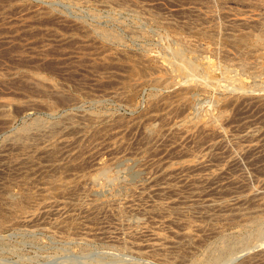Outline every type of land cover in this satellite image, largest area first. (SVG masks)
I'll return each instance as SVG.
<instances>
[{"label":"rangeland","instance_id":"rangeland-1","mask_svg":"<svg viewBox=\"0 0 264 264\" xmlns=\"http://www.w3.org/2000/svg\"><path fill=\"white\" fill-rule=\"evenodd\" d=\"M221 1L224 0H0V264H190L222 235L247 237L253 231L248 222L264 221V104H226L229 98L252 92L264 98V72L256 78L253 74L258 67H264L259 62H264V47L255 39L257 35L264 38V0ZM36 11L45 14L46 20L40 21L44 22L40 23L43 27L35 24L39 33L30 34L25 24L35 19ZM240 17L246 20V26L235 24ZM231 20L234 25L230 27ZM60 22L111 30L117 33L119 42L102 47L97 39L90 40L81 30ZM208 27H218L220 34L206 36L209 40L200 36V31ZM230 30L250 35L246 43L249 45L230 42L226 37ZM253 42L261 47L258 49ZM7 48L18 56L8 54ZM109 52H117L119 57H112ZM260 52L263 54L259 61L252 59L254 53ZM124 64H134L136 73L141 72L136 78L148 84L145 82L136 90L130 88ZM245 66H250V70ZM33 74L45 77L44 81L54 84L60 95L68 99L61 103L52 93L41 94L27 85L25 80ZM155 78H165L174 85L171 90L182 92L187 104L185 109L175 110L176 98L170 95V108L155 109L158 114L167 113L166 118L149 122L144 112L151 98L159 93L149 82ZM129 92L133 96L130 102L122 98ZM8 106L12 108L9 113L5 109ZM204 110L213 113L216 119L212 126H217H211L206 133L222 130L223 136L213 133L199 135L202 140L187 138L208 115ZM66 116L72 119L73 128ZM3 117L9 120L4 123ZM37 121L38 125L44 123L43 137H36L33 129L35 138L30 135L27 145L7 144L6 138ZM179 122L187 124L189 131L170 134L169 130ZM150 124L155 125V133L145 136L143 130ZM247 134L250 137H245ZM64 138L73 145L57 148L54 158L36 153ZM254 145L255 151L246 148ZM70 149H84L85 153L79 156L81 167L69 172L51 169L55 163L68 161ZM195 160L204 164L202 169L191 167L177 169L167 177L160 175L169 166L174 169L181 162ZM101 161L106 163L110 177L97 173ZM91 178L102 184V190L80 193L81 184L89 186ZM59 181L61 184L56 183ZM70 186L75 189L67 194L64 189H71ZM6 190L19 192L28 200H17L10 206L3 198ZM253 193H260L259 199L244 198ZM103 202L114 203L112 214L93 208ZM170 202L173 205L164 212L154 210L157 205L169 206ZM116 209L121 210L120 217L114 213ZM142 210H148L147 215ZM29 215L35 216L34 223L25 222ZM227 215H232L231 220H224ZM243 221L249 225L245 230L239 227ZM259 229L256 240L235 248L231 257L237 259L231 262L264 246V229ZM188 232L191 237L186 239ZM151 244L156 245L155 250L149 249ZM226 259L229 258L219 263Z\"/></svg>","mask_w":264,"mask_h":264},{"label":"bare ground","instance_id":"bare-ground-1","mask_svg":"<svg viewBox=\"0 0 264 264\" xmlns=\"http://www.w3.org/2000/svg\"><path fill=\"white\" fill-rule=\"evenodd\" d=\"M121 1V0H120ZM172 1V0H171ZM179 1H181V0H179ZM206 1V0H205ZM225 1V0H224ZM224 1H221L222 2V4L224 3ZM240 1V0H239ZM110 2V1H109ZM176 1H174V3H175ZM202 2V1H201ZM219 2H220V0H219ZM177 3V2H176ZM175 3V5H177ZM215 3V2H214ZM221 4V3H220ZM259 5V4H258ZM118 6V5H117ZM126 7V6H125ZM124 7V8H125ZM115 8V7H114ZM128 8H130V7H128ZM23 9V8H22ZM21 9V10H22ZM125 9H127V8H125ZM197 10V9H196ZM26 11V10H25ZM38 11V10H37ZM35 12L36 13V15L34 16V18L35 19H33V20H30L29 21V23H27L26 22V24H25V22H24V24H25V27L29 30V31H27V32H30V34L31 33H39L40 32V29L39 28H36V27H34V26H36L35 24H40V23H44V22H40V21H44V20H46V15L45 14H42V13H40V12ZM20 12H22V11H20ZM24 13V12H23ZM25 13H28V10L25 12ZM25 13L23 14V15H25ZM32 12H30V14H31ZM33 13H34V11H33ZM193 13V12H192ZM20 14H22V13H20ZM135 14V13H134ZM133 14V15H134ZM28 15V14H27ZM27 15H25V16H27ZM49 15V14H48ZM21 17H22V15H20ZM24 16V17H25ZM33 16V15H32ZM54 16V15H53ZM137 16V15H136ZM64 17V16H63ZM3 18V17H2ZM2 18H1V20H2ZM51 19V18H50ZM237 19V18H236ZM35 20V21H34ZM51 20H53V19H51ZM50 20V21H51ZM235 20V19H234ZM4 21V20H3ZM21 21V20H20ZM19 21V22H20ZM57 22L58 21V19L57 20H54V22ZM233 20H231V21H229L230 23V27L231 26H233L234 25V22H232ZM56 22H55V24H56ZM238 22V23H237ZM237 22H235V24L236 25H239V24H241V25H243V26H246L247 25V23H246V20L244 19V18H242V17H240V18H238L237 19ZM48 23V22H47ZM60 23H63V24H65V25H67L68 27H71L72 29L73 28H75V31L78 29V30H81L82 32H83V34H86V35H84V36H86V37H89L90 38V40H96L97 41V43H99L102 47H107L108 45H113V44H117L119 41V38H118V36L115 34V33H111V32H109V31H111V30H105V29H92V28H88V27H86V26H84V25H81V24H79V23H66V22H60ZM23 24V23H22ZM46 24V23H45ZM0 25H2V24H0ZM41 26H42V24H40ZM44 25V24H43ZM248 25H249V23H248ZM259 26H260V24H258ZM39 26V25H38ZM229 26V25H228ZM43 27V26H42ZM124 27V26H123ZM216 27V26H215ZM215 27H208L206 30L204 29H197V30H199L200 31V33H199V35L200 36H202V35H204V37H210V36H217V35H219V34H217V32H218V30H220L218 27L217 28H215ZM238 27V26H237ZM21 28V27H20ZM22 28H23V26H22ZM21 28V29H22ZM229 28V27H228ZM234 28V27H233ZM236 28V27H235ZM248 28V27H247ZM72 29H70V30H72ZM108 29V28H107ZM229 29H231V28H229ZM39 30V31H38ZM77 30V31H78ZM196 30V31H197ZM38 31V32H37ZM74 31V30H73ZM231 31V30H230ZM52 32V31H51ZM115 32V31H114ZM198 32V31H197ZM196 33V32H195ZM119 34V33H118ZM249 34H251V33H249ZM248 34V35H249ZM72 35V34H71ZM120 35V34H119ZM252 35V34H251ZM260 35V34H259ZM57 36V35H56ZM81 36H82V34H81ZM83 36V37H84ZM252 36H254V35H252ZM261 36V35H260ZM260 36H254L255 37V39H256V41L257 42H260V43H262V46L264 47V38L263 37H260ZM71 37V36H70ZM70 37H68L67 39H69V40H73V39H76V38H74V37H72V38H70ZM197 37V36H196ZM206 37V38H207ZM225 37V36H224ZM226 37L229 39V41L231 40V41H235L236 43H240L241 45H242V43L241 42H243V45L244 44H246L247 42H248V39H249V37H250V35L249 36H247V34L246 33H242V34H237V33H235V31H231L230 33H228L227 35H226ZM57 38H59V36L57 37ZM60 38H63V37H60ZM177 38V37H176ZM180 38V37H179ZM208 39V38H207ZM220 39V38H219ZM247 39V40H246ZM252 39V37L250 38V40ZM254 39V38H253ZM252 39V41H255V39L253 40ZM65 40V39H64ZM121 40V39H120ZM180 40V39H179ZM209 40V39H208ZM213 40V39H212ZM221 40V39H220ZM123 41V40H122ZM121 41V42H122ZM215 41V40H214ZM219 40H217V42H218ZM223 41V40H222ZM229 41H227V42H229ZM230 41V42H231ZM246 41V42H245ZM93 42V41H92ZM120 42V43H121ZM179 42V41H178ZM184 42V41H183ZM207 41H205V43H206ZM10 43V42H9ZM249 43V42H248ZM254 44H255V42H253ZM260 43H257V44H255V46H257V48L259 49V47H261V46H259L258 44H260ZM182 44V43H181ZM229 44V43H228ZM253 44V45H254ZM12 44H10V48L13 46H11ZM187 45V44H186ZM231 45H232V43H231ZM247 45V44H246ZM249 45V44H248ZM247 45V46H248ZM251 45V44H250ZM234 46V45H233ZM236 46V45H235ZM245 46V45H244ZM252 46V45H251ZM259 46V47H258ZM8 47V48H9ZM99 47V46H98ZM194 47V46H193ZM199 47V46H198ZM243 47V46H242ZM7 48V51L9 52V49ZM234 48H236V47H234ZM238 48V47H237ZM252 48H253V46H252ZM249 49V48H248ZM262 49V48H261ZM253 50V49H252ZM251 50V51H252ZM255 50H257V49H255ZM215 51V50H214ZM241 51V50H240ZM243 51H244V49H243ZM246 51V50H245ZM7 52V53H8ZM248 52V51H247ZM247 52L245 53V54H247ZM255 52V51H254ZM14 52H9L8 54H13ZM38 53V52H37ZM249 53V52H248ZM252 53V52H251ZM119 54V53H118ZM117 54V52L115 53V52H109V55L110 56H112V57H119V55ZM261 54H263V52H260V54L259 53H254L252 56V59L254 58L255 60H257V61H259V56L261 55ZM13 56H18L17 54H13ZM20 56H21V54H20ZM143 56V55H142ZM142 56H140V57H142ZM244 56V55H243ZM148 57V56H147ZM150 57V56H149ZM210 57V56H209ZM101 59V58H100ZM107 59V58H106ZM88 60V59H87ZM119 60V59H118ZM177 60V59H176ZM176 60H174V61H176ZM181 61V60H180ZM257 61H254V62H257ZM159 62V61H158ZM184 62H185V60H184ZM260 63H264V62H262V61H259ZM134 63V62H133ZM93 65H94V63H92ZM256 64V63H255ZM254 64V65H255ZM101 65H104L105 66V64H101ZM176 65V64H175ZM187 65V64H186ZM211 65V64H210ZM245 65V64H244ZM33 66V65H32ZM100 66V65H99ZM177 66V65H176ZM175 66V67H176ZM250 66H251V64H250ZM250 66L248 67V66H245V67H248L249 68V70H250ZM256 66V65H255ZM254 66V67H255ZM107 67V66H106ZM124 67L126 68V72H129V76H127L128 77V80L129 81H127V85L130 87V88H132V89H134V90H136V88H138L140 85H142V84H144L146 81H144V83L142 82V81H140V78H136V74H138L139 75V72H137L136 73V69H135V65L134 64H124ZM181 67V66H180ZM179 67V68H180ZM238 67V66H237ZM22 68V67H21ZM177 68V67H176ZM187 68V67H186ZM259 69H252V71H253V74L255 75V78L259 75V77H260V74L262 73V72H264V67L263 68H260V67H258ZM190 69V68H189ZM205 69V68H204ZM243 68H241V70H242ZM178 70H181V68L180 69H178ZM246 70V69H245ZM31 71H32V69H31ZM36 71V70H35ZM185 71V70H184ZM243 71V70H242ZM252 71H249V72H252ZM143 72H144V70H143ZM181 72H183V71H181ZM241 72V71H240ZM178 73H180V72H178ZM247 73V72H246ZM140 74H141V72H140ZM250 74V73H249ZM252 74V75H253ZM246 75V74H245ZM251 75V74H250ZM145 76V75H144ZM143 76V77H144ZM261 76H262V74H261ZM252 77H254V76H252ZM43 78H45V77H42V76H40V75H38V74H33V76H31V77H27V79L25 80L28 84L27 85H31V87H33V89H35V90H37V91H40V93L41 94H43V93H52L51 95H53V96H56V97H58V99L60 100V102L62 103L63 102V100L62 99H68L67 97H64V96H62V95H60V94H62V93H59L58 91H57V88H56V86L54 85V84H52V83H48V82H46V81H44V79ZM250 78V77H249ZM165 79V78H164ZM163 78H155V79H152V80H150L149 82H150V84L151 85H154V86H156L158 89H159V93L155 96V98H151V100H150V102H149V105L147 104V108H148V110L146 111L145 110V116L147 117V119H148V121L150 120V121H156V120H162L163 118L165 119L166 118V116H167V113L166 114H158V112L156 111V110H158V109H161L162 111L164 110L165 111V109H167V108H170V104H168V100H169V98L171 97V96H174L175 98H176V100H175V103H176V105L173 107V108H175V110L176 109H178V110H183V109H185V107H186V104H187V102H186V97H185V95L182 93V92H180V91H178V90H180L181 88H179L177 91V93L175 94L174 93V90H171V88H173V86L172 85H170L169 83H167L166 82V79L164 80ZM46 80V79H45ZM24 81V82H25ZM12 82V81H11ZM1 83V82H0ZM147 84H148V81L146 82ZM172 83H173V81H172ZM236 83V82H235ZM234 84V83H233ZM217 85V84H216ZM240 85V84H239ZM263 85H264V83H263ZM243 86V85H242ZM241 87V86H240ZM174 88H176V87H174ZM238 88V87H237ZM18 89V88H17ZM125 89V88H124ZM240 89V88H239ZM238 89V90H239ZM242 89V88H241ZM138 90V89H137ZM27 91V90H26ZM36 91V92H37ZM48 91H50V92H48ZM182 91H183V89H182ZM137 92V91H136ZM242 92V91H241ZM248 92H250V91H248ZM38 93V92H37ZM117 93V92H116ZM120 93V92H119ZM121 93H123V92H121ZM229 93H231V92H229ZM234 93H236V92H234ZM233 93V94H234ZM254 92H252V94H253ZM259 93V92H258ZM155 94V93H154ZM232 94V93H231ZM238 94V93H237ZM243 95H244V92L242 93ZM251 94V93H250ZM244 95V96H240V97H237V96H235V97H233V98H229L228 100H227V102H226V104L228 103V105H229V107L230 106H236V105H238L240 102L242 103V101H245V102H251L252 104H258V105H261V104H264V98H260V97H258V96H255V95ZM256 95H257V93H255ZM171 95V96H170ZM224 95V94H223ZM235 95V94H234ZM260 95H262V94H260ZM45 96V95H44ZM43 97V96H42ZM50 97V96H49ZM71 97V96H70ZM132 93H130L129 92V94H126L125 93V95L123 94V99H125L126 101H131L132 100ZM151 97V96H150ZM174 98V99H175ZM223 98H224V96H223ZM119 100H121V99H119ZM171 100V99H170ZM170 102V101H169ZM1 103V102H0ZM127 103V102H126ZM244 103V102H243ZM8 104V103H7ZM10 104V103H9ZM11 105V104H10ZM5 106V105H4ZM3 106V107H4ZM11 106H13V105H11ZM5 107H7V106H5ZM210 107V106H209ZM24 108V107H23ZM5 109H7L6 110V112H8V111H11V109L12 108H10L9 106H8V108H5ZM16 109V108H15ZM156 109V110H155ZM156 111L155 113H152L151 114V112H153V111ZM5 111V110H4ZM173 111V110H172ZM207 111L209 112V109H207ZM207 111L205 112V110H204V112L206 113V114H208L207 113ZM2 113V112H1ZM9 113V112H8ZM161 113V112H160ZM173 113V112H172ZM89 114V113H88ZM169 114V113H168ZM216 114V113H215ZM219 114V113H218ZM73 115V114H72ZM91 115V114H90ZM97 115V114H96ZM140 115V114H139ZM143 115V114H142ZM4 116V115H3ZM7 116H8V114H7ZM106 116H107V114H106ZM169 116V115H168ZM224 116V115H223ZM67 117V116H66ZM94 117V116H93ZM189 117V116H188ZM4 118V117H3ZM72 118V117H71ZM105 118H107V117H105ZM168 118V117H167ZM214 116H213V113L211 112V113H209L207 116H206V118H203L199 123H197V125H195L196 123H195V121L193 122V123H195V124H193V125H195V127L193 128V132H192V130L190 131V133L188 134V137L187 138H192L193 139V137L195 138H197V137H199V135H200V137H202V135L204 134V135H207L208 136V134L206 133V131L207 130H209L210 131V127L212 126V125H214L213 124V122H215L214 121ZM227 118V117H226ZM4 119H6V120H3V122L4 123H6V121H8L9 119H7L6 117L4 118ZM61 119V118H60ZM89 119H91V116H89ZM95 119H96V117H95ZM121 119V118H120ZM185 119V118H184ZM187 119V118H186ZM216 119V118H215ZM220 119H222L221 117H220ZM160 120V121H161ZM198 120V119H197ZM226 120V119H225ZM66 121H68V123L70 122V127H74V125H73V123H72V119H70V117H67L66 118ZM147 121V122H148ZM149 121V122H150ZM199 121V120H198ZM197 121V122H198ZM218 121V120H217ZM88 122V121H87ZM95 122H96V120H95ZM158 122V121H157ZM169 122V121H168ZM174 122V121H173ZM192 121H190V123H191ZM41 123V122H40ZM39 123V124H40ZM58 123V122H57ZM127 123V122H126ZM161 123H165V122H161ZM189 123V122H188ZM189 123V124H190ZM44 124V123H43ZM38 125V121L37 122H33V123H31V124H29V125H27V126H25L24 125V127L23 128H20L21 130H19L18 132H17V134H15V136H12V137H9V138H6L7 140H6V142H7V144H9L11 147H16V146H18V145H22V144H20L21 142L22 143H25L26 141H28V140H30V135H31V139H34L35 138V135H36V137L38 136V137H40V136H44V131H46V130H44V128H42L44 125ZM111 124V123H110ZM119 124V123H118ZM184 122H179L177 125H175L174 126V128L173 129H171V130H169V132H170V134H172L171 132H173V131H176V130H178V131H180V130H186V132H188L189 131V129H187V127H185L184 125ZM225 124V123H224ZM50 125V124H49ZM53 125V124H52ZM51 125V126H52ZM76 125V124H75ZM229 125V124H228ZM54 126V125H53ZM108 126V125H107ZM166 126V125H165ZM168 126V125H167ZM166 126V127H167ZM190 126H192V124L190 125ZM159 127V126H158ZM213 127V126H212ZM218 127H219V124H218ZM46 128V127H45ZM68 128V127H67ZM154 128H156L155 127V125H148L147 127H145L144 128V130H143V134L145 135V136H150V135H152L153 133H155L154 132ZM191 128V127H190ZM216 128H217V126H216ZM215 127H213L212 129H216ZM34 129V131H36V134H35V132H34V134L32 133V130ZM50 129V128H49ZM58 129V128H57ZM61 129V128H60ZM105 129V128H104ZM18 130V129H17ZM37 130H38V132H37ZM68 130V129H67ZM71 130H74V129H71ZM157 130V129H156ZM218 130H220L219 128H218ZM31 131V132H30ZM58 131H59V129H58ZM153 131V132H152ZM246 131V130H245ZM68 132V131H67ZM70 132H72V131H70ZM74 132V131H73ZM96 132V131H95ZM98 132V131H97ZM142 132V131H141ZM168 132V131H167ZM249 132H250V130H249ZM248 132V133H249ZM32 133V134H31ZM47 133V132H46ZM69 133V132H68ZM152 133V134H151ZM159 133V132H158ZM174 133H176V132H174ZM193 133V134H192ZM206 133V134H205ZM214 134H216L217 135V137L219 136V138H220V136H223V132H222V130H221V132L219 131V132H217V133H215V132H213ZM213 133H211V135L213 134ZM64 134H67L66 132L64 133ZM63 134V135H64ZM186 134V133H185ZM254 134V133H253ZM158 135V134H157ZM166 135H169V134H166ZM210 135V134H209ZM210 135V136H211ZM42 136V137H43ZM207 136H205V137H207ZM214 136V135H213ZM212 136V137H213ZM199 137V138H200ZM245 137H250V134H247ZM45 138V137H44ZM54 138V137H53ZM165 138V137H164ZM198 138V139H199ZM214 138V137H213ZM201 139V138H200ZM215 139H217V138H215ZM214 139V140H215ZM43 140V139H42ZM41 140V141H42ZM55 140V139H54ZM161 140H163V139H161ZM185 140V139H184ZM202 140V139H201ZM220 140V139H219ZM218 140V141H219ZM245 140V139H244ZM4 141V140H3ZM24 141V142H23ZM31 141V140H30ZM33 141V140H32ZM86 141V140H85ZM54 142V141H53ZM195 142V141H194ZM36 143V142H35ZM52 143V142H51ZM76 143H77V141H76ZM90 143V142H89ZM93 143V142H92ZM209 143V142H208ZM213 143V142H212ZM249 143V142H248ZM28 143H25V145H27ZM86 144V143H85ZM3 145V144H2ZM24 145V144H23ZM71 145H73V144H71V142H70V140H66L65 138L64 139H58V141L56 140V142L55 143H53V144H51V145H46V147H42V148H39L38 149V151L36 152L35 150V152L36 153H38V155H41L42 157H45V158H49V159H51L52 157L54 158V156H56L55 154H56V149L58 148V149H60V147H62V148H69V147H71ZM192 145V144H191ZM209 145V144H208ZM19 147V146H18ZM32 147V146H31ZM37 147V146H36ZM254 147H255V145L254 146H248V147H246V148H248V150L249 151H252V150H254ZM3 149V148H2ZM57 149V150H58ZM74 149V148H73ZM73 149H70V150H68V152L67 153H70L69 155V158L67 159L68 161L66 162V161H64L65 162V164H59V163H57V165H56V163H55V165H51L50 167H51V169H53V170H55V171H58V170H62V172H64V170H67L68 172H69V170L71 171V170H74V169H79V167H81V165H82V162H81V156H80V154H81V152L82 151H84V149H80V150H82V151H78V150H76V151H73ZM29 150V149H28ZM63 150V149H62ZM62 150H60V151H62ZM191 151V150H190ZM255 151V150H254ZM10 152V151H9ZM32 152V151H31ZM34 152V153H35ZM88 152V151H87ZM7 153V152H6ZM29 153H30V151H29ZM64 153H66V151H64ZM82 153H85V152H82ZM248 153V152H247ZM253 153V152H252ZM9 154V153H8ZM7 154V155H8ZM192 154V153H191ZM1 155V154H0ZM14 155V154H13ZM181 155V154H180ZM179 155V157H181ZM249 155V154H248ZM2 156V155H1ZM5 156V155H4ZM10 156V155H9ZM33 156V155H32ZM80 156V157H79ZM251 156V155H250ZM12 157V156H11ZM82 157H83V155H82ZM4 158H8V157H4ZM35 158V157H34ZM38 158V157H37ZM13 159V158H12ZM41 159V158H40ZM83 159V158H82ZM24 160H26V159H24ZM30 160H31V158H30ZM85 160V159H84ZM179 160V159H178ZM55 161V160H54ZM89 161V160H88ZM190 161V160H189ZM57 162V161H56ZM85 162V161H84ZM204 162V161H203ZM7 163V162H6ZM177 163V162H176ZM0 164H1V162H0ZM8 164V163H7ZM14 164V163H13ZM179 165V167L178 168H172L171 166H169L167 169H161L162 170V173L160 174V175H162V176H166V175H172L171 173L173 172L174 173V171L175 170H177V169H180V170H183V169H190L191 167H194V168H201L202 169V166L204 165L203 163H198L196 160L194 161V162H181V163H179L178 164ZM98 168H96V170L98 171L97 173H99V174H103V175H105L106 174V163L105 162H103V161H101L98 165ZM47 168V167H46ZM81 169V168H80ZM159 168H157V170H158ZM82 170V169H81ZM46 171V170H45ZM54 171V172H55ZM177 171H179V170H177ZM153 172V171H152ZM155 172V171H154ZM157 173V172H156ZM54 174V173H53ZM56 174V173H55ZM58 174V173H57ZM60 174V173H59ZM154 174V173H153ZM72 175V174H71ZM75 175V174H74ZM74 175H72V176H74ZM106 175H109V174H106ZM105 175V176H106ZM158 175V174H157ZM50 176V175H49ZM64 176V175H63ZM84 177H85V175H83ZM111 175H109V177H110ZM159 176V175H158ZM218 176V175H217ZM9 177V176H8ZM53 177H56V176H53ZM96 177H97V175H96ZM108 177V178H109ZM167 177V176H166ZM208 177V176H207ZM80 178V177H79ZM88 178H90V177H88ZM114 178V177H113ZM213 178V177H212ZM8 179V178H7ZM47 179V178H46ZM54 179H57V178H54ZM78 179V178H77ZM84 179V178H83ZM103 179V178H102ZM106 179V178H105ZM110 179H112V177L110 178ZM110 179H109V181H110ZM155 179H156V177H155ZM154 179V180H155ZM80 180V179H79ZM97 180V179H96ZM96 180H95V178H91L90 180H88V185L89 186H87L86 184L84 185L82 182V186L80 187V189H81V191L82 192H80V193H83V194H87V192H89L90 194L92 193H98L100 190H102L101 189V186L100 185H102V184H100V185H98L97 183H96ZM99 180V179H98ZM114 180H115V178H114ZM153 180V181H154ZM202 180V179H201ZM214 180V179H213ZM212 180V181H213ZM216 180V179H215ZM70 181V180H69ZM75 181V180H74ZM152 181V182H153ZM117 182V181H116ZM119 182V181H118ZM56 183H59V184H61L60 183V181L59 182H56ZM66 184H67V182H65ZM87 183V182H86ZM214 183V182H213ZM234 183V182H233ZM50 184V183H49ZM55 184V183H54ZM72 184V183H71ZM238 184V183H237ZM242 184V183H241ZM4 185V184H3ZM58 185V184H57ZM69 185H70V183H69ZM84 185V186H83ZM226 185V184H225ZM234 185H236V184H234ZM264 185V184H263ZM58 186H60V185H58ZM68 186V185H67ZM140 186V185H139ZM147 186H149V184L147 185ZM166 186V185H165ZM74 186H72V188H73ZM145 187V186H144ZM1 188V187H0ZM10 188V187H9ZM60 188H61V186H60ZM70 188H71V186H70ZM69 189V188H65L64 189V191L68 194V191L69 192H71V190L73 191V189H75V188H73V189ZM141 188H143V187H141ZM160 188V187H159ZM166 188V187H165ZM50 189V188H49ZM56 189V188H55ZM59 189V188H58ZM77 190H78V188H76ZM133 189V188H132ZM140 189V188H139ZM146 189V188H145ZM154 189V188H153ZM172 189V188H171ZM44 190V189H43ZM47 190V189H46ZM51 190H52V188H51ZM61 190V189H60ZM168 191H169V189H167ZM253 190V189H252ZM6 191H8L7 193H5V196L3 197L5 200H6V202L7 203H10L11 205L10 206H12L13 205V203L14 202H16L17 200H19L20 202H22V201H27L28 200V198L26 197V196H24V195H21V193L19 194V192L16 194V193H10L9 192V190H6ZM5 191V192H6ZM48 191H50V190H48ZM63 191V192H64ZM150 191V190H149ZM165 192V189L163 188L162 189V192ZM256 191V190H255ZM254 191V192H255ZM53 192V191H52ZM163 192V193H164ZM259 192V191H258ZM3 193H4V191H3ZM2 193V194H3ZM58 193H60L59 191H58ZM1 194V195H2ZM82 194V195H83ZM175 194V193H174ZM221 194V193H220ZM246 194V193H245ZM249 194V193H248ZM259 195H260V193H258ZM258 194H256V195H254V193L252 194V195H246V196H244V198H256L257 197V199H259L258 197H259V195ZM261 194H262V191H261ZM26 195V194H25ZM62 195H63V193H62ZM177 194H175V196H176ZM56 196V195H55ZM83 196H85V195H83ZM28 197H31V196H28ZM57 197V196H56ZM160 197V196H159ZM24 199V200H21V199ZM78 198H80L79 196H78ZM84 198V197H83ZM30 199V198H29ZM58 199V198H57ZM61 199V198H60ZM129 199V198H128ZM131 200V199H130ZM253 200V199H252ZM260 200H261V198H260ZM52 201V200H51ZM111 201V200H110ZM172 201V200H171ZM257 201V200H256ZM255 201V202H256ZM259 201V200H258ZM48 202H49V200H48ZM83 202V201H82ZM223 202V201H222ZM225 202V201H224ZM243 202V201H242ZM17 203V202H16ZM19 203V202H18ZM171 203V202H170ZM23 204V203H22ZM26 204V203H25ZM32 204V203H31ZM45 204V203H44ZM50 204V203H49ZM49 204H48V206H49ZM55 204V203H54ZM53 204V205H54ZM112 204H114L113 202H103V204H97L95 207H93V208H96V212H97V210L98 211H100V213L101 212H103V213H113V208L111 207V205ZM161 204V203H160ZM176 204V203H175ZM179 204V203H178ZM177 204V205H178ZM213 204V203H212ZM211 204V205H212ZM233 204V203H232ZM260 204V203H259ZM15 205H17V204H15ZM92 205V204H91ZM95 205V204H94ZM173 205V203H171V205H167V206H158L157 205V207H155L154 208V210H156V211H163L164 212V209L165 208H169L170 206H172ZM240 205V204H239ZM77 206V205H76ZM75 206V207H76ZM128 206V205H127ZM136 206V205H135ZM153 206V205H152ZM156 206V205H155ZM179 206V205H178ZM213 206V205H212ZM42 207L44 208V206L42 205ZM54 207H55V205H54ZM57 207H58V205H57ZM56 207V208H57ZM66 207V206H65ZM114 207H116V206H114ZM118 207H119V205H118ZM186 207V206H185ZM191 207V206H190ZM15 208V207H14ZM46 208H47V206H46ZM121 208V207H120ZM135 208V207H134ZM148 208V207H147ZM192 208V207H191ZM228 208V207H227ZM54 209V208H53ZM133 209V208H132ZM142 209V208H141ZM148 209H150V208H148ZM224 209V208H223ZM226 209V208H225ZM234 209V208H233ZM8 210V209H7ZM16 210H18V209H16ZM43 210V209H42ZM55 210V209H54ZM59 210V209H58ZM196 210V209H195ZM52 211V210H51ZM56 211V210H55ZM86 211V210H85ZM120 209H116L115 211H114V213L116 212V214L117 215H119L120 214ZM139 211H140V209H139ZM152 211H153V209H152ZM175 211V210H174ZM174 211H172L173 213H174ZM176 211H177V209H176ZM189 211V210H188ZM198 211V210H197ZM236 211V210H235ZM45 212V211H44ZM43 212V213H44ZM50 211H48V212H45V213H49ZM81 212V211H80ZM151 212V210L149 211V213ZM39 213V212H38ZM38 213L36 214V215H38ZM50 213H52V212H50ZM102 213V214H103ZM123 213H124V211H123ZM142 213H146V215H147V213H148V210H142ZM177 213H179V212H177ZM226 213V212H225ZM232 213V212H231ZM235 213V212H234ZM27 214V213H26ZM91 214V213H90ZM122 214V213H121ZM227 214V213H226ZM245 214V213H244ZM41 215V214H40ZM108 215V214H107ZM117 215H116V217H117ZM123 215V214H122ZM168 215V214H167ZM180 215V214H179ZM229 215V214H228ZM226 216V218H224V220L226 221V219H227V221L228 220H231V217L230 216H232V215H230V216ZM235 214H233V216H234ZM240 215V214H239ZM252 215V214H251ZM257 215V214H256ZM142 216V215H141ZM220 216V215H219ZM223 216L225 217V215L223 214ZM25 217V216H24ZM38 217V216H37ZM70 217V216H69ZM110 217V216H109ZM114 217V216H113ZM119 217H120V215H119ZM239 217H241V215L239 216ZM61 218V217H60ZM170 218V217H169ZM219 218V217H218ZM235 218V217H234ZM254 218H256V217H254ZM39 219H41V218H39ZM103 219V218H102ZM223 219V218H222ZM242 220V219H241ZM250 220H251V218H250ZM32 221H35V216L34 215H29V218L25 221V222H27V223H29V222H32ZM44 221V220H43ZM63 221V220H62ZM124 221V220H123ZM247 221V220H246ZM245 221V222H246ZM38 222V221H37ZM240 222V221H239ZM244 221H243V223H241L242 225L241 226H239L242 230H245L247 227H249V223H251V226L253 227V231L252 230H250V231H252L251 233L249 232L248 233V236L247 237H239V236H236V235H231V236H223L222 235V237H220V238H218V240L216 241V242H214L212 245H211V247L209 248V249H207V251L203 254V256L200 258V259H195V260H193L190 264H218L220 261H223V259L224 258H229V259H226V260H224V262H222V264H227L229 261H230V263H228V264H233L234 262H231V261H233V260H236L237 258H233V257H231L234 253H235V248L236 247H239V246H244V244L246 245L247 243H249V242H253V240H256L257 239V233H258V231L260 230L259 229V227H261L262 226V228L264 229V221L263 220H261V219H255V220H252V222H248V224H247V222L245 223ZM32 223H34V222H32ZM69 223V222H68ZM36 224V223H35ZM60 224V223H59ZM59 224H56V225H59ZM32 225V224H31ZM64 225V224H63ZM128 225H130V224H128ZM184 225V224H183ZM53 226V225H52ZM121 226V225H120ZM72 227V226H71ZM58 228V227H57ZM199 228V227H198ZM239 228V229H240ZM66 229H68V228H66ZM187 229V228H186ZM203 229V228H202ZM249 229H251V228H249ZM109 230V229H108ZM146 231V230H145ZM203 231V230H202ZM261 231V230H260ZM264 231V230H263ZM245 232V231H244ZM137 233V232H136ZM234 233V232H233ZM241 233V232H240ZM246 234H247V232H245ZM261 233V232H260ZM122 234V233H121ZM178 234V233H177ZM184 234V233H183ZM243 235V234H242ZM264 235V234H263ZM155 236H157V235H155ZM185 237H186V239L187 238H190L191 236H190V234H189V232L188 233H185V235H184ZM193 236V235H192ZM260 236V235H259ZM182 237H183V235H182ZM184 237V238H185ZM140 238V237H139ZM161 238V237H160ZM159 238V239H160ZM194 240V239H193ZM261 240L262 239H259V240H257V241H259V243L258 244H260V243H262L261 242ZM123 241V240H122ZM135 244V243H134ZM137 244V243H136ZM211 244V243H210ZM258 244H256V245H258ZM149 245V244H148ZM146 247H147V245H146ZM149 247V249H152V250H155V247H156V245H154V244H151L150 246H148ZM139 248L141 249V247L139 246ZM258 249H256V250H252V251H250V252H248L243 258H241V259H239L236 263H234V264H262V261H261V259H264V246H259V247H257ZM143 249H145V248H143ZM142 249V250H143ZM147 249V248H146ZM237 249V248H236ZM124 250V249H123ZM137 250H139L138 249V247H137ZM141 251V250H140ZM152 252V251H151ZM11 254V253H10ZM160 256H161V254H160ZM145 257V256H144ZM231 257V258H230ZM238 258H240V257H238ZM168 262V261H167ZM264 262V261H263ZM89 264V263H88ZM220 264V263H219Z\"/></svg>","mask_w":264,"mask_h":264}]
</instances>
